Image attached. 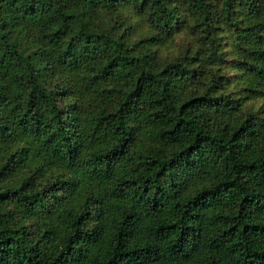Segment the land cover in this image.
<instances>
[{
	"label": "trees",
	"instance_id": "1",
	"mask_svg": "<svg viewBox=\"0 0 264 264\" xmlns=\"http://www.w3.org/2000/svg\"><path fill=\"white\" fill-rule=\"evenodd\" d=\"M0 264H264V0H0Z\"/></svg>",
	"mask_w": 264,
	"mask_h": 264
}]
</instances>
